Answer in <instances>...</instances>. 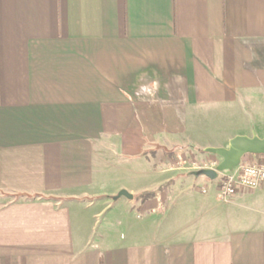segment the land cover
Segmentation results:
<instances>
[{
    "label": "crops",
    "instance_id": "1",
    "mask_svg": "<svg viewBox=\"0 0 264 264\" xmlns=\"http://www.w3.org/2000/svg\"><path fill=\"white\" fill-rule=\"evenodd\" d=\"M252 133L264 0H0V264H264V184L224 202L170 164ZM116 159L137 177L100 190Z\"/></svg>",
    "mask_w": 264,
    "mask_h": 264
},
{
    "label": "rangeland",
    "instance_id": "2",
    "mask_svg": "<svg viewBox=\"0 0 264 264\" xmlns=\"http://www.w3.org/2000/svg\"><path fill=\"white\" fill-rule=\"evenodd\" d=\"M220 117H222V116H220ZM213 132L214 131L212 130V133ZM219 132L222 133V130H219ZM178 151L180 152V154L181 153H185L186 156L184 158L181 157V158H178V159L172 158L171 159V163H170L172 166H178L179 165V166H183L185 168L193 166V164H194V166H197V165L206 163V158L205 157H207L208 159H211V160L215 159L217 162L220 161L219 157H217V156H215L213 154H210V153L209 154H205L204 157L200 158L199 160H193L192 161V159L190 158V156H189L187 151H183V150H178ZM242 162H248V161L243 160ZM134 165H135V162H133V161H128V160H122L121 161V160L116 159L115 162H114V166H111V167L108 168L107 177L105 179L106 182L103 184V187H100V190L111 191V190H113L115 188V186H118L121 183H128V182L134 181L135 178L137 177V174L133 173V170H130V169H135L136 168ZM141 167H143V166H141ZM143 169H144V167H143ZM147 170H150V167H148V165H147ZM195 179H197V178H195ZM156 180L159 181L160 179H154L152 182L150 180V182L153 183V182H156ZM201 181H206L205 183H206L207 188L212 190L213 186L211 185V182L209 180H207V178H205L203 176L198 178V180H196V182L194 184V187H199L200 184H201ZM87 212H89V211L88 210L87 211L86 210L83 211L82 217L84 218V224L89 223V226L93 228L92 229L93 230V232H92L93 235L97 236V235L102 234V233H109V235L111 233L114 234V235H117V234L120 235V234L123 233L122 227H119V226H116V227L112 228V231H107V230H109V228L107 227V221L106 220H101V218H98L97 221H96L95 219L90 218V216H89L90 213H87ZM245 212L250 217H254V216L257 215L256 212H254V210H247ZM120 213H121V209L120 208H116L115 210L113 209L111 214H110L111 216L109 215V218H114V219L119 218ZM261 217H264V216H261ZM104 218H105V216H104ZM89 220H90V222H88ZM132 222H134V223L136 222L137 223L138 220L135 219V218H132ZM94 238H96V237H94Z\"/></svg>",
    "mask_w": 264,
    "mask_h": 264
},
{
    "label": "built area",
    "instance_id": "3",
    "mask_svg": "<svg viewBox=\"0 0 264 264\" xmlns=\"http://www.w3.org/2000/svg\"><path fill=\"white\" fill-rule=\"evenodd\" d=\"M218 162L215 159H206V163L194 166L196 170L201 168L215 169ZM213 181V187L219 200L229 201L239 190L253 191L264 184V160L256 162H240L232 170L220 172ZM208 191L207 186L201 188L202 193Z\"/></svg>",
    "mask_w": 264,
    "mask_h": 264
},
{
    "label": "water",
    "instance_id": "4",
    "mask_svg": "<svg viewBox=\"0 0 264 264\" xmlns=\"http://www.w3.org/2000/svg\"><path fill=\"white\" fill-rule=\"evenodd\" d=\"M207 153L213 154L220 158L215 169L201 168L193 171L192 174L195 177L204 176L210 180L217 178L220 172L226 170H232L240 162L244 155H264V137H259L255 133L251 136L237 135L231 138L228 142V146L222 147H209L204 150ZM120 196L132 198V194L127 192L125 189H121L113 199Z\"/></svg>",
    "mask_w": 264,
    "mask_h": 264
},
{
    "label": "trees",
    "instance_id": "5",
    "mask_svg": "<svg viewBox=\"0 0 264 264\" xmlns=\"http://www.w3.org/2000/svg\"><path fill=\"white\" fill-rule=\"evenodd\" d=\"M206 154H209L207 152H205ZM253 155V154H251ZM256 156H259V157H263L264 158V155H256ZM193 172V171H191ZM169 185V182H166V183H163L162 185H159L157 186L156 188L154 189H151V190H148V191H144L142 193H140L138 196L142 199H148V198H151L153 197L157 192H160L162 190H164L165 188H167V186ZM37 195H26V198L28 199H34L36 198Z\"/></svg>",
    "mask_w": 264,
    "mask_h": 264
}]
</instances>
